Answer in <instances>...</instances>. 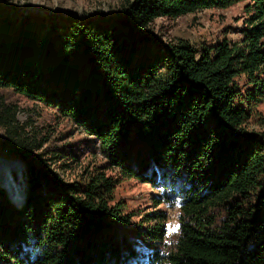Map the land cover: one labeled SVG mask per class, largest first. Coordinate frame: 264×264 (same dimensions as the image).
<instances>
[{"label":"trees","instance_id":"obj_1","mask_svg":"<svg viewBox=\"0 0 264 264\" xmlns=\"http://www.w3.org/2000/svg\"><path fill=\"white\" fill-rule=\"evenodd\" d=\"M240 1L234 40L151 30ZM2 89L52 108L101 159L66 179L74 156L40 151L46 138L0 97L1 150L24 162L26 183L9 181V195L0 183V264H264V129L250 127L264 100V0H125L96 16L0 2ZM124 180L158 191L135 223L115 200Z\"/></svg>","mask_w":264,"mask_h":264},{"label":"rangeland","instance_id":"obj_2","mask_svg":"<svg viewBox=\"0 0 264 264\" xmlns=\"http://www.w3.org/2000/svg\"><path fill=\"white\" fill-rule=\"evenodd\" d=\"M125 0H0L1 4L12 13L31 11L42 15H74L96 16L99 14H112L121 11ZM246 1H240L226 8H207L174 19L157 18L151 26V30L160 36L163 41H173L182 38L192 44L216 43L224 38L237 39L239 29L244 25L247 14L244 11ZM0 97L4 104H13L19 110L16 118L20 123L32 121L40 134L45 137L40 151L61 150L64 154L74 156L70 163L71 168L62 174L66 179H71L79 173L85 165L100 160V155L93 157L92 142L76 127L65 119L55 114L52 108L43 107L38 103L8 89L0 90ZM256 117L252 119L250 127L264 129V100L256 107ZM3 130L0 128V161L11 163L9 165V178H0V183L9 195L7 184L16 181L25 193V164L20 159L7 155L1 150V142L4 139ZM39 151V152H40ZM68 160V159H66ZM17 162L20 163L19 167ZM0 165V177L4 173ZM8 165V164H7ZM57 165V164H56ZM56 165H53V167ZM7 177V175H4ZM115 200L124 205L126 212L133 211V223L138 221V215L151 211L153 199L158 197V191L148 184L138 183L134 180H124L118 183L114 192ZM24 199V194L22 201ZM12 201V200H11ZM16 203L20 205L22 203ZM157 208H164L159 205ZM172 216L170 227L175 226L172 209L167 210ZM135 227L134 224H132Z\"/></svg>","mask_w":264,"mask_h":264},{"label":"snow or ice","instance_id":"obj_3","mask_svg":"<svg viewBox=\"0 0 264 264\" xmlns=\"http://www.w3.org/2000/svg\"><path fill=\"white\" fill-rule=\"evenodd\" d=\"M179 225H176L175 227H173L172 229H171V231H173V232H175V231H177L178 229H179Z\"/></svg>","mask_w":264,"mask_h":264},{"label":"water","instance_id":"obj_4","mask_svg":"<svg viewBox=\"0 0 264 264\" xmlns=\"http://www.w3.org/2000/svg\"><path fill=\"white\" fill-rule=\"evenodd\" d=\"M2 161H5L4 159H1ZM2 184V183H1Z\"/></svg>","mask_w":264,"mask_h":264}]
</instances>
